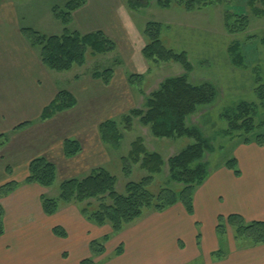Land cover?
I'll list each match as a JSON object with an SVG mask.
<instances>
[{
    "label": "rangeland",
    "instance_id": "obj_1",
    "mask_svg": "<svg viewBox=\"0 0 264 264\" xmlns=\"http://www.w3.org/2000/svg\"><path fill=\"white\" fill-rule=\"evenodd\" d=\"M0 1L4 5L13 4L15 8L13 13L9 12L15 29V32L11 31L13 34L10 41H14V45L19 41L17 56L20 69V98L26 100L34 96L36 102L43 100V104H47L58 91L67 90L77 101L73 109L55 116L48 124L47 121H39L38 117L24 129H12L14 134L20 132L16 136L5 133L8 142L2 148L7 146L6 151H16L23 143L22 131L37 125L32 131L38 135L35 134L30 140L35 148L48 153L50 162L57 169L56 180L47 190L46 198L58 196L61 181L70 178L82 179L96 168H103L114 176L116 191L123 193L126 184L138 182L147 176L139 164L131 166L130 176L126 177L123 173L122 159L127 157L131 143L137 138L142 139L147 152L158 153L165 163L161 173L153 176L150 192L156 194L162 189L177 192L182 188L181 184L171 180L167 161L191 145L192 139L155 138L149 127L142 126L138 119H133L130 132L124 131L123 116L132 110H144L146 98L156 91L165 79L185 74L178 64L168 62L154 65L144 60L141 51L146 45V40L142 32L148 22L163 25L162 40L167 48L186 53L191 66V71L187 73L189 82L193 85L207 83L216 90L213 104L199 107L186 121L187 127L199 129L213 148L202 160L208 164L209 173L222 167L227 160L236 159L244 138L253 142L256 135L264 134V17L252 12L253 10L246 6V0H228V4L212 5L193 13L184 12L174 1L168 9L151 2L145 9L130 12L126 8L125 0H86V4L72 14V23L68 29L81 34L102 30L115 43L116 51L97 57H92L90 52H87L85 65L82 68H73L67 73H55L46 68L40 70L37 49L32 48L20 34V37L16 35V25L18 24L19 30L28 27L46 36L59 35L63 27L54 19L51 11L53 6L62 8L68 0ZM259 7L258 5L257 8ZM227 11H230V22L237 20L240 11L246 14L249 27L244 34L227 32L224 25ZM235 45L246 62L242 67L233 63L235 54L232 48ZM108 68L114 72L108 86L92 78L93 73ZM41 71H45V74ZM130 74L142 76L138 85L128 84L127 78ZM257 78L260 83H256ZM8 94L10 96V93ZM8 100L9 98H5L4 102ZM240 104H244L253 116L257 130L253 135L244 134L242 130L229 132L232 127L229 117ZM107 120L119 124L122 139L116 149L104 145L98 134L99 124ZM240 123L241 120L237 125ZM39 132L48 134L50 138L38 141V138H41ZM66 138L76 139L81 145V153L69 160L61 154L62 143ZM12 157L14 156L11 155L10 159ZM7 173L10 174L9 171ZM7 173L0 170L1 184L5 182V177L9 178ZM22 175V168L14 169L15 178L20 179ZM74 206L80 211V206ZM177 212H174L177 215L160 224L165 229L164 240L157 248H162L164 255L171 253L172 239L167 233L173 232H179L180 235L179 243L175 247L183 249L188 256L194 248H201L199 260L188 264H204L203 248L209 251L214 245L218 246V249L210 251L207 256L212 262L222 259L232 244L238 248L255 247L249 245V240H235L233 230L228 227L223 229L221 235L215 232L216 240L213 243L212 227L207 219L194 222V226L193 223L191 226V219L187 218L190 216L186 214L187 217H184ZM150 213L152 211L145 212L144 215ZM154 225L155 223L152 224ZM148 249L155 251L156 247L149 245Z\"/></svg>",
    "mask_w": 264,
    "mask_h": 264
},
{
    "label": "trees",
    "instance_id": "obj_2",
    "mask_svg": "<svg viewBox=\"0 0 264 264\" xmlns=\"http://www.w3.org/2000/svg\"><path fill=\"white\" fill-rule=\"evenodd\" d=\"M173 1L186 13H193L212 5L228 4V0H125V4L130 12H137L149 7L151 2H155L158 7L168 9ZM85 4L86 0H68L62 8L53 6L52 15L63 27L59 35L46 36L32 28H20L21 37L32 48L37 49L39 61L47 70L67 73L73 68H82L85 65L87 52H90L92 57H97L116 51L115 43L102 30L81 34L68 29L72 23V14ZM258 5L259 8H257ZM246 6L251 8L256 15L264 17V0H246ZM227 12L224 17L227 32L244 34L249 27L246 14L240 11L237 14V20L230 22V11ZM162 32L163 25L160 23L148 22L145 25L142 35L146 40V45L141 51L142 57L146 62L154 65L168 62L178 64L185 74L165 79L159 88L146 98L144 110H132L123 116L124 131L130 132L133 119H138L142 126L149 127L155 138L187 137L192 139L191 145L167 161L171 180L181 184L182 188L177 192L169 189H162L156 194L150 192L149 187L153 176L161 173L165 163L158 153L147 152L142 139L137 138L131 143L127 157L122 159L123 173L126 177L130 176L131 166L139 164L140 169L147 173L146 177L138 182L126 184L123 193H118L115 189L114 176L103 168L93 169L82 179L70 178L61 181L57 197H42L44 214L49 216L55 214L60 205H78L81 208L79 213L83 218L99 227L108 225L112 233L121 232L125 227L141 219L145 212L161 213L176 204H181L187 215H193L194 192L210 175L208 164L203 163L202 160L206 153L213 151V148L200 130L187 127L186 121L188 117L197 112L199 107L213 104L216 99V90L207 83L193 85L189 82L187 73L191 71V66L186 53L175 52L167 48L163 44ZM237 49V45L232 48L235 54L233 63L241 65L237 67H242L246 62ZM113 75V69L108 68L93 73L92 78L108 86ZM141 80L142 76L137 74H130L127 78L130 86L138 85ZM256 83H260L259 78L256 79ZM76 104L77 101L70 92L60 90L43 108L39 121H50L55 116L70 111ZM240 120L241 123L237 125ZM31 124V122L21 123L15 127V130L24 129ZM229 124L232 125L229 132L242 130L244 134L253 135L257 131L253 116L244 104H240L236 111L232 112ZM98 134L104 145L115 149L118 148L122 139L119 124L113 120L99 124ZM7 142L8 137L0 133V148ZM251 143L263 146L264 134L256 135L253 142L249 138H244L242 141L244 145ZM61 148L62 155L67 160L81 153V145L76 139L66 138ZM222 166L231 170L236 177L240 175L236 159H229ZM56 176V166L47 159L39 157L30 162L25 184L49 189L53 186ZM17 187L18 183L15 181L0 186V197L13 192ZM3 216L4 212L0 206V237L4 232ZM225 227L233 230V237L237 241L239 239L249 240L251 246L264 245V222L262 221L246 223L237 214L227 217L219 216L215 228L216 234L221 235ZM53 233L60 237L65 236L64 232L58 228L53 229ZM108 239V236H105L100 242H91L90 253L93 257L104 253V244ZM115 252L116 255H120L122 247L119 246ZM81 264L96 263L89 258L83 260Z\"/></svg>",
    "mask_w": 264,
    "mask_h": 264
},
{
    "label": "crops",
    "instance_id": "obj_3",
    "mask_svg": "<svg viewBox=\"0 0 264 264\" xmlns=\"http://www.w3.org/2000/svg\"><path fill=\"white\" fill-rule=\"evenodd\" d=\"M14 9L13 4L4 5L0 1V133L8 132V135L14 134L11 130L19 124L38 119L43 108L52 100L43 104V100L36 102L34 96L26 100L20 98V69L17 56L19 41H16V45L14 41H10L13 34L11 31L15 32V29L9 12L13 13ZM19 34L17 24L16 35L20 37ZM38 64L39 69L44 70L45 67L39 58ZM44 72L41 71L42 74H45ZM5 98H9L8 102H4ZM50 122L52 121H47L46 124ZM35 126L37 125L20 134L23 136L20 151H6L7 146L0 150V170L10 173H7L9 178L5 177V182L0 183V186L11 181L18 183L16 190L0 197V206L4 212V232L0 237V264H81L89 258L95 263L103 264H188L199 260L201 248H194L188 256L183 249L175 247L179 243V232L167 233L172 239L171 253L164 255L162 248H157L164 240L165 229L160 224L177 215L175 211L187 217L181 204L161 213L144 215L119 233H112L108 225L99 227L87 221L74 204L60 205L53 215L44 214L41 198L47 194L48 189L25 184L28 166L32 160L43 157L50 161L48 153L35 148L30 140L35 137L36 133L32 131ZM40 135L38 141L50 138L45 133ZM26 141L28 143H25ZM238 149L236 161L240 175L236 177L231 170L223 166L210 173L205 182L195 190L193 216L187 217L191 219L189 224L193 223V226L194 222L207 219L212 227L213 243L216 240L215 228L219 216L237 214L246 223L264 222V145L242 144ZM11 155L14 157L10 159ZM16 168H22L23 175L20 179L13 176ZM55 228L61 229L65 236L55 235ZM105 236L109 239L104 244V253L93 257L90 253L91 242L101 241ZM121 245L122 253L116 255L115 251ZM149 245H155V251L149 250ZM217 249L216 245L209 251L203 248L204 264H264V245L238 248L232 244L222 259L212 262L207 257L208 253Z\"/></svg>",
    "mask_w": 264,
    "mask_h": 264
}]
</instances>
